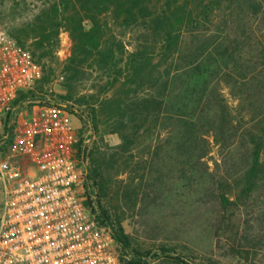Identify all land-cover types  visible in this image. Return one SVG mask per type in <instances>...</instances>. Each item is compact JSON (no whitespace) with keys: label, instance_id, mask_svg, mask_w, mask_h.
I'll list each match as a JSON object with an SVG mask.
<instances>
[{"label":"trees","instance_id":"obj_1","mask_svg":"<svg viewBox=\"0 0 264 264\" xmlns=\"http://www.w3.org/2000/svg\"><path fill=\"white\" fill-rule=\"evenodd\" d=\"M18 6L14 13L23 12ZM112 27L138 28L136 46L126 50ZM61 31L71 47L62 68L67 94L60 99L71 100L84 67L105 79L102 98L92 94L76 103L89 109L94 129L104 116L120 133L107 171L124 155V166L133 160L139 138L153 128L163 134L159 153L172 155L177 179L187 184L202 179L198 166L216 149L215 170L204 166L218 208L217 233L230 230L234 212L264 198V0H44L30 20L8 32L39 66V93L59 65ZM32 99V90L19 92L13 106ZM80 145L77 156L84 152ZM86 158L85 194L94 195L98 222L112 226L125 257L120 264H222L192 260L167 246L134 248L102 205L111 177L105 178L93 152ZM85 205H91L88 198ZM225 257L247 262L237 249Z\"/></svg>","mask_w":264,"mask_h":264},{"label":"built area","instance_id":"obj_2","mask_svg":"<svg viewBox=\"0 0 264 264\" xmlns=\"http://www.w3.org/2000/svg\"><path fill=\"white\" fill-rule=\"evenodd\" d=\"M60 34L67 44L56 53L66 57L69 39ZM40 77L30 54L0 28V264H120L112 230L85 194L77 145L90 124L76 128L66 107L50 101L24 102L33 106L22 114L13 107Z\"/></svg>","mask_w":264,"mask_h":264},{"label":"rangeland","instance_id":"obj_3","mask_svg":"<svg viewBox=\"0 0 264 264\" xmlns=\"http://www.w3.org/2000/svg\"><path fill=\"white\" fill-rule=\"evenodd\" d=\"M16 4H19L17 8L23 9L22 13H14ZM42 4L44 0H0V28L7 33L11 32L13 28L30 20ZM112 31L118 40H122L126 50L131 51L136 46V38L140 33L138 28L125 30L112 27ZM62 33L64 34V31H61L60 35ZM60 42L67 44L65 35L59 36L58 49ZM68 42L71 47L70 41ZM55 55L59 65L54 66V73L41 93L32 86L35 99L30 102L59 103L72 115V124L76 128L90 124V135L85 136L82 129L79 133L80 142L84 139L88 141L80 145V148L84 149V167L88 164L86 155L93 152L105 178L107 179V175L111 177L110 187L106 197L102 199V205L112 220L119 221L131 245L152 252L160 246H167L185 257L201 262L214 260L222 264H264V198L234 212L229 223L230 230L226 229V233L216 231L218 208L213 190L205 185L207 176L204 166V163H207L208 173L215 170L211 159H218L216 149H212L210 155L198 166V175L202 179L187 184L177 179L180 168L173 162L172 155L169 154L166 159L164 154L159 153L158 144L163 140V134L159 135L156 129L148 128L139 138L136 148H132L134 159L124 166L122 162L129 156L124 155L117 164L119 168L116 166L107 171L114 149L121 143L120 133H115L114 129L109 127L104 116L96 118L94 129L89 109L76 103L78 98L92 94L100 93L102 98L104 95L101 89L105 79L99 80L98 74L84 67V73L72 84L71 100H61L60 97L67 94L64 83L66 75L62 73V68L69 56L59 57L57 53ZM62 76L63 81H59ZM223 94L229 106L233 107L234 102L225 89ZM31 106L33 105L28 103L20 104L16 112H29ZM229 167L222 165L221 169ZM229 170L232 171L231 168ZM90 196L94 197L93 194ZM98 210L97 208V212ZM108 226L112 230V226ZM215 234H218L217 237ZM228 238L234 240V244L229 242ZM231 248L240 250L241 255L247 257V262L226 258L225 255ZM116 252L119 259L125 258L119 245Z\"/></svg>","mask_w":264,"mask_h":264}]
</instances>
